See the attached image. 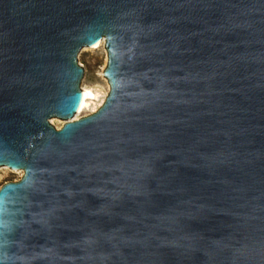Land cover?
<instances>
[{
	"label": "water",
	"instance_id": "obj_1",
	"mask_svg": "<svg viewBox=\"0 0 264 264\" xmlns=\"http://www.w3.org/2000/svg\"><path fill=\"white\" fill-rule=\"evenodd\" d=\"M0 169V264H264V0H0Z\"/></svg>",
	"mask_w": 264,
	"mask_h": 264
},
{
	"label": "rangeland",
	"instance_id": "obj_2",
	"mask_svg": "<svg viewBox=\"0 0 264 264\" xmlns=\"http://www.w3.org/2000/svg\"><path fill=\"white\" fill-rule=\"evenodd\" d=\"M105 40L102 37L99 41L100 44L95 49L82 47L75 56L77 63L83 68V77L79 81L78 89L81 92L85 89L92 91L95 95L94 98L87 101L85 110L78 117L72 116L65 121L56 118L49 119L48 123L54 129L60 130L68 122L93 115L103 105L110 90L107 79L102 77V73L108 65L107 52L104 48ZM23 176L24 173H4L0 169V189L8 183L21 181Z\"/></svg>",
	"mask_w": 264,
	"mask_h": 264
},
{
	"label": "bare ground",
	"instance_id": "obj_3",
	"mask_svg": "<svg viewBox=\"0 0 264 264\" xmlns=\"http://www.w3.org/2000/svg\"><path fill=\"white\" fill-rule=\"evenodd\" d=\"M99 44H100V42H99ZM98 47V46H97ZM83 93H84V95H85V98H84V106L81 108V110H80V112L79 113H75L73 116H75V117H78L84 110H85V107H86V105H87V101L88 100H92L93 98H94V94H93V92L92 91H90V90H87V89H85V90H83L82 91Z\"/></svg>",
	"mask_w": 264,
	"mask_h": 264
}]
</instances>
